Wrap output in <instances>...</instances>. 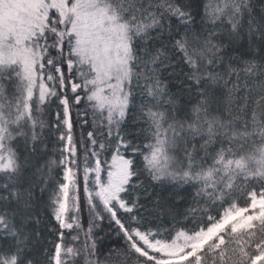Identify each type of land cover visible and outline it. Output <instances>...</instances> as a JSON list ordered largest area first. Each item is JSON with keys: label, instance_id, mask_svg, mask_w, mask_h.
<instances>
[{"label": "trees", "instance_id": "obj_1", "mask_svg": "<svg viewBox=\"0 0 264 264\" xmlns=\"http://www.w3.org/2000/svg\"><path fill=\"white\" fill-rule=\"evenodd\" d=\"M98 1L128 40L126 79L113 110L98 105L90 87L80 88L79 101L70 88L74 0L62 13L44 0L43 19L35 11L25 16L28 32L33 27L27 41L42 50L30 97L17 66L0 72V264H52L57 243L61 264H162L135 251L100 201L85 195L82 167L95 158L105 167L119 142L132 161L121 193L131 209L114 204L127 231L170 240L207 226L231 203L247 206L250 190L264 192V0ZM67 133L77 185L68 217L77 223L66 230L53 210ZM222 234L223 243L204 246L198 263L167 264H250L264 245V220Z\"/></svg>", "mask_w": 264, "mask_h": 264}, {"label": "rangeland", "instance_id": "obj_2", "mask_svg": "<svg viewBox=\"0 0 264 264\" xmlns=\"http://www.w3.org/2000/svg\"><path fill=\"white\" fill-rule=\"evenodd\" d=\"M50 2L61 13L69 8L68 0ZM72 8L75 15L72 26L67 31L71 37L66 50V67L69 72L75 73L76 78L70 79V88L76 93L75 100L79 101L82 97L80 88L84 85L90 87L92 94L97 97L95 99L98 105L109 106L113 110L117 105L116 99L122 92L120 85L126 79L129 60L125 29L98 0H74ZM44 9V0H0V72L2 69L17 66L23 79L22 86L29 89L27 97L31 94L32 87L28 85L34 79L42 50L40 46L39 51L35 46L31 47V43L27 41L33 27L28 32L29 20L25 16L35 11L43 19ZM55 70L60 82L59 68L56 67ZM38 77L41 90L45 92L46 88L42 87L44 82ZM46 79L51 80V74L46 75ZM60 103L63 111L62 123L69 131V112L64 97L60 98ZM3 130L10 134L7 123L3 125ZM63 150L62 183L59 185L53 217L61 229L67 230L76 223L75 216L69 218L68 212L76 209L72 193L77 188L76 169L70 164L74 162L71 156L75 150L68 133L64 136ZM131 163V157L126 154L125 143L119 142L105 167L97 158L92 166L82 167L84 192L89 202L93 198L100 201L111 218L120 225L135 251L157 263H174L191 258L194 263H198L204 246L217 247L223 243V232L248 229L264 220V192L250 190L246 195L249 198L247 206L231 203L207 226L192 232L179 230L170 240L155 237L152 230L134 227L127 231L116 217L115 206L125 211L131 209V205L121 198V193L132 176ZM28 187L31 189L34 184L31 182ZM25 218L30 219L27 216ZM257 250L250 264L264 261V245H257ZM63 254L61 244L57 243L51 257L52 264H61Z\"/></svg>", "mask_w": 264, "mask_h": 264}, {"label": "bare ground", "instance_id": "obj_3", "mask_svg": "<svg viewBox=\"0 0 264 264\" xmlns=\"http://www.w3.org/2000/svg\"><path fill=\"white\" fill-rule=\"evenodd\" d=\"M76 223H77V222H76ZM76 223H74L72 226H74ZM77 225H78V226H80V225H81V223H79V224H77ZM72 226H71V227H72ZM71 227H70V228H71ZM70 228H69V229H70Z\"/></svg>", "mask_w": 264, "mask_h": 264}]
</instances>
